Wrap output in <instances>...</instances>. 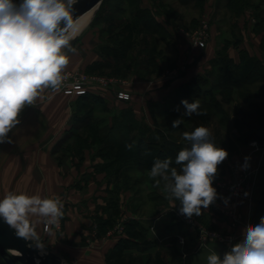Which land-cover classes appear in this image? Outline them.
<instances>
[{
  "label": "rangeland",
  "instance_id": "1",
  "mask_svg": "<svg viewBox=\"0 0 264 264\" xmlns=\"http://www.w3.org/2000/svg\"><path fill=\"white\" fill-rule=\"evenodd\" d=\"M236 1L242 4V9L231 4L227 6L228 0H107L106 2L103 0L94 8L93 16L83 31L71 41V47L75 52L65 51L69 58H76L75 56L79 59H86L89 56L99 58L88 69H83L88 73L122 78L128 80L133 87H137L136 94L146 100L144 107L147 112L144 111L141 117L143 121H137L138 126L147 129L146 139L161 142L169 147L172 155L176 157L182 148L190 147V143L183 139L182 134L185 131L191 132L201 125L208 127L216 145L229 153L224 164H221L234 174V181L245 176L246 181L249 182L252 172L248 168L244 169L242 167L244 161H236L235 156L237 153L246 155V152L251 150L259 153V157H264V79L258 77L257 69L249 77L247 84L237 87L227 79L221 58L228 57L230 62L228 61L227 68L235 78L238 77L237 67L241 63L238 54H241V51H247L251 57L264 62V0ZM140 6L149 8L168 28L170 36L162 37L145 32L141 22L136 18V10ZM200 33L207 34L205 47L195 44ZM209 45L215 48V69L202 76V85L203 90L214 88L218 92L215 91L212 100L205 95L185 96L179 91V83L192 68L189 61L191 50L199 48L205 54ZM105 47L115 49L119 56L124 54L125 57L115 59L105 53ZM229 52L238 59L237 62ZM162 89L167 90L165 92ZM248 96L247 102L245 99ZM182 100H188L189 103L198 100L201 115L184 116ZM249 102L259 107H251ZM117 106H112L110 102L108 105L109 108ZM90 108L83 110L78 108V117L90 112L93 121L90 125L89 120L75 125L67 133L68 135H65L67 137L63 138L55 149L58 163L67 169L71 167L73 159L77 158L83 162L86 152L92 150L91 154L94 158L99 157L102 159V164L111 166L110 172L121 169L128 176L124 187L132 188V199L135 200V206L143 211L142 213L150 216L166 208L168 198L163 191V185L154 186V181L149 177L150 171L144 169L137 154H132L133 148L114 146L105 141L103 136L108 134L109 125L113 121L102 115V107L96 106L94 109L91 108L92 110ZM180 118H183L184 122L178 128H172V122ZM119 122L118 119L114 120V124L119 125ZM255 132H258L256 136ZM120 136L121 141L124 140V135ZM233 166H238L237 170H234ZM175 167L179 169L180 166L175 165ZM16 183L17 181H13L15 186ZM232 183L226 186L230 189L234 187ZM9 185L10 183L7 187H2L0 183V199L13 191ZM233 191L230 190L233 196L231 206L226 209L231 230L212 228L204 220L202 223L211 231L237 236L234 245L239 239L237 230L242 221L237 227H233L231 224L233 217L230 213H234L241 220L240 204L248 197L241 191L235 196ZM214 205L222 209L224 203L217 200ZM185 219L186 217L183 216L182 220ZM188 219L201 222V218L196 216ZM62 221L63 227L59 231L54 226L44 223L41 236L44 251L56 249L57 245L51 242L50 235L63 232L64 215ZM194 231L197 232L196 229ZM172 258V255L155 251L153 257L145 255L138 261L130 258L124 260L123 264H183Z\"/></svg>",
  "mask_w": 264,
  "mask_h": 264
},
{
  "label": "crops",
  "instance_id": "2",
  "mask_svg": "<svg viewBox=\"0 0 264 264\" xmlns=\"http://www.w3.org/2000/svg\"><path fill=\"white\" fill-rule=\"evenodd\" d=\"M203 52L199 48L191 50L189 61L192 68L179 85L215 69V48L209 45L205 54ZM229 54L238 61L231 52ZM75 57L69 58L65 69H88L99 59L94 56L86 59ZM136 88L132 89L131 101H116L109 97L107 104L97 105L102 107V115L113 121L105 141L125 148L135 142L132 154H138L134 152L141 130L137 121L142 120L146 110V100L136 94ZM162 90L166 92L167 89ZM109 102L118 106L109 108ZM77 104L78 98L46 89L33 105L21 111L20 123L8 134L11 142L0 143L2 187L10 183L11 192L39 194L42 197L62 196L65 200L64 230L50 235L51 242L57 245L50 251L67 264H118L130 258L138 261L145 255L153 257L155 251L172 255V259L176 258L183 264H206V257L211 251H216L221 257L230 251L233 245L217 242L202 247L197 232L182 220L179 201L168 199L166 208L154 215L142 213L134 204L132 188L124 187L128 176L121 169L110 172L111 166L102 164L99 157L94 158L92 150L86 152L83 162L75 158L67 169L60 165L55 149L73 128ZM117 119H124L126 125L114 124ZM121 134L124 135L122 141ZM249 151L246 155L237 153L235 156L236 161L241 162L246 156L250 157L248 169L252 172L248 182V199L240 204L242 224L237 230V242L243 239L242 232L246 226L252 224L256 209L264 207V157ZM223 164L218 167L213 186L218 193L216 201L221 200L224 206L218 208L214 202L209 208L202 209L198 218L201 222H208L212 228L229 231L231 226L226 209L231 206L233 196L226 185H230L235 176ZM13 181H17L16 186ZM30 219L38 236V240H34L42 245L44 222L42 218ZM181 236L186 238L185 244L180 243ZM120 241H124L123 249L118 247ZM42 249L45 250L44 247Z\"/></svg>",
  "mask_w": 264,
  "mask_h": 264
},
{
  "label": "clouds",
  "instance_id": "3",
  "mask_svg": "<svg viewBox=\"0 0 264 264\" xmlns=\"http://www.w3.org/2000/svg\"><path fill=\"white\" fill-rule=\"evenodd\" d=\"M75 3L76 0H0V143L11 142L8 134L20 123V113L26 106L33 105L46 89L58 92L62 88L66 78L63 73L69 64L65 50L75 52L71 41L84 28L79 18H74ZM181 104L184 116L201 115L198 100H182ZM183 122V118L174 120L172 128ZM182 135L190 147L182 148L175 157L179 169L171 158L155 157L149 177L154 186L163 185L168 199L179 201L181 215L199 217L202 209L218 198L213 181L229 153L216 145L211 130L203 125ZM134 144L127 147L131 149ZM249 161L246 156L244 169L250 167ZM63 208L59 196L10 191L0 199V218L19 237L38 240L30 218H42L46 225L59 226ZM242 236L223 257L211 251L206 264H264V217L247 225Z\"/></svg>",
  "mask_w": 264,
  "mask_h": 264
},
{
  "label": "trees",
  "instance_id": "4",
  "mask_svg": "<svg viewBox=\"0 0 264 264\" xmlns=\"http://www.w3.org/2000/svg\"><path fill=\"white\" fill-rule=\"evenodd\" d=\"M106 1L107 0H104V2H106ZM16 2H19V0H16ZM229 4L236 6L238 8L242 7L241 6L242 4L236 0H228L227 6H229ZM136 18L141 22V26L145 32H147L151 35H158V36H162V37L170 36V31L168 30V28L165 27L164 24H162L161 22H159L157 20L156 16L154 15V13L149 8H143L140 6L136 10ZM105 53H107L108 55H112L115 59H119L120 57L122 59L125 57L124 54L119 56L117 50L110 49V48L107 49L106 47H105ZM240 59H241L240 66L237 67L238 77L235 78L233 73L227 68V64L229 61L228 57L225 56V57L221 58L222 68L225 72V75L227 76L228 80L235 83L233 85H237V87H239L241 85L247 84L249 77L257 69L259 70V76L258 77L264 79V62H262V60L251 57L247 51H241ZM202 84H203V78H202V76L199 75V76L195 77L194 79H192L191 81L181 84L179 87V91H181V93L185 96L192 97V96H196V95H199V96L205 95L207 98L212 100L213 96L215 97V94L218 91L216 89L214 90V88H209L208 90H203ZM77 98H78V104H77L76 109H75L76 115H75V122H74L73 127L75 125L82 124L86 120H89V122H88L89 125L93 121L92 118H90V115H91L90 112H88L87 114H84V116L78 117L77 116L79 114L78 108L83 110V108L91 107L92 109H94L97 105H105L108 103L107 102L108 99L103 98L99 95L91 94V93L79 96ZM245 100L248 102L249 96L246 97ZM249 106H251V107L252 106L253 107L258 106L259 107V105L255 104V103L254 104L250 103ZM91 108H90V110H92ZM248 116H250V115L248 114ZM119 124L120 125H126V121H124V119H122L119 122ZM249 126H252V125H249ZM91 131H93V127H91ZM145 133H147L146 129L141 126L140 133H139L138 137L136 138L137 142H136V148L134 150V152L135 151L138 152L137 155H138V157H140L141 164L143 165L144 169L146 171H150L155 157H159L160 159L171 158L173 161V166H175V163H174L175 157L172 155L171 149L169 147H166L161 142H155V141H151V140L146 139ZM257 134H258V132L254 133L255 136ZM66 135H68V134H66ZM105 137H108V134L103 136L104 139H105ZM134 154H136V153H134ZM261 217H264V207L256 209V212L252 218L253 224L257 223ZM118 247H119V249L120 248L123 249L124 248V241H120ZM0 262H1V264H6L3 260V257L1 256V254H0ZM110 262H111V260H110ZM123 262L124 261H119L118 264H123Z\"/></svg>",
  "mask_w": 264,
  "mask_h": 264
},
{
  "label": "built area",
  "instance_id": "5",
  "mask_svg": "<svg viewBox=\"0 0 264 264\" xmlns=\"http://www.w3.org/2000/svg\"><path fill=\"white\" fill-rule=\"evenodd\" d=\"M207 34L200 33L196 38L195 44L199 47H205L206 45V37ZM65 80L63 82L62 88L58 91V93H62L68 97H79L88 93L99 95L103 98L116 101H130L132 99V84L125 79L115 78V77H107L103 75L90 74L83 69H75V70H64ZM257 144V143H256ZM238 166H233L234 170H237ZM248 182L245 179V176L236 179L232 183L230 190H234L235 196H238V191L247 192L248 191ZM244 196V194H243ZM64 203L63 212L65 209V200L61 198ZM232 215L233 220L231 222L233 227H237L240 224V219L234 215V213H230ZM191 228L197 230V235L200 240L202 247H207L211 242H219L227 245H233L237 236L235 235H224L214 231H211L204 223L198 220H192L186 218L184 220ZM56 230H61L63 227L62 218L60 219L59 226H55ZM186 238L180 237V241L182 244H185Z\"/></svg>",
  "mask_w": 264,
  "mask_h": 264
},
{
  "label": "water",
  "instance_id": "6",
  "mask_svg": "<svg viewBox=\"0 0 264 264\" xmlns=\"http://www.w3.org/2000/svg\"><path fill=\"white\" fill-rule=\"evenodd\" d=\"M103 0H76L74 18L97 7ZM73 46V44H72ZM34 239L19 237L0 218V254L6 264H67L52 251H44Z\"/></svg>",
  "mask_w": 264,
  "mask_h": 264
},
{
  "label": "bare ground",
  "instance_id": "7",
  "mask_svg": "<svg viewBox=\"0 0 264 264\" xmlns=\"http://www.w3.org/2000/svg\"><path fill=\"white\" fill-rule=\"evenodd\" d=\"M96 8V7H95ZM93 12L94 9L86 12L85 14H83L82 16L79 17L80 23L82 25H84V27L89 23V21L91 20L92 16H93Z\"/></svg>",
  "mask_w": 264,
  "mask_h": 264
}]
</instances>
